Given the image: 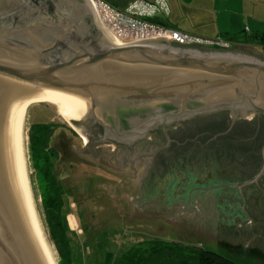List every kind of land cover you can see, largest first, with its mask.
<instances>
[{
    "label": "water",
    "instance_id": "1",
    "mask_svg": "<svg viewBox=\"0 0 264 264\" xmlns=\"http://www.w3.org/2000/svg\"><path fill=\"white\" fill-rule=\"evenodd\" d=\"M92 28L97 42L88 37ZM99 31L87 0H0V102L7 93L37 92L85 140L77 123L91 118L106 126L125 107L158 111L157 123L222 110L264 116V60L259 56L172 40L119 45L108 31L101 30L105 36ZM166 107L171 111H159ZM263 174L264 146L263 166L253 181L211 188L235 185L244 211L241 187L257 183ZM0 264H49L1 142Z\"/></svg>",
    "mask_w": 264,
    "mask_h": 264
},
{
    "label": "rangeland",
    "instance_id": "2",
    "mask_svg": "<svg viewBox=\"0 0 264 264\" xmlns=\"http://www.w3.org/2000/svg\"><path fill=\"white\" fill-rule=\"evenodd\" d=\"M236 50L255 52L264 60L263 50ZM38 124L50 125L52 129L48 149L57 153L53 172L65 193L73 264H105L107 252L117 256L143 240L196 246L238 264H264V193L260 198L256 191V198L248 197V202L243 195L246 215L238 207L243 205L239 188L233 184L211 188L241 182L242 170L238 164H221L206 155H180L179 151L201 137L190 135L188 129L184 132L189 124L178 133L181 144L173 148L175 154L164 155L178 157L167 168L153 172L151 156L162 145L148 141L147 155L142 160L133 156L127 161L124 153L116 156L117 151L111 152L115 146L105 141L94 144L99 153L88 151L89 139L70 126L58 109L51 103H34L24 120L25 157L39 219L57 264L60 259L45 223L30 147L31 127ZM126 177H133L132 181H126ZM247 191L252 196L255 190Z\"/></svg>",
    "mask_w": 264,
    "mask_h": 264
},
{
    "label": "trees",
    "instance_id": "3",
    "mask_svg": "<svg viewBox=\"0 0 264 264\" xmlns=\"http://www.w3.org/2000/svg\"><path fill=\"white\" fill-rule=\"evenodd\" d=\"M258 44L264 47V36L259 37ZM242 124L243 127L245 126L244 129L240 128L239 124L228 131L229 120L226 118L220 122L212 121L189 127L194 128L188 129L190 135H204L199 138L200 143L196 146L190 145L179 151V154L193 153L192 156L195 157L206 155L221 164L222 162L238 164L243 174L242 181L252 180L262 165L260 150L264 144V129L258 139L250 140L254 135L255 127L250 123ZM262 127H264L263 123ZM51 134L50 125L38 124L31 127L30 147L33 167L38 177L45 223L59 255L60 264H73L64 211L65 193L53 172V160L57 157V153L48 149ZM216 135H218L217 139L215 138L205 148L202 147V144L209 142ZM173 148L169 152H173ZM175 157L177 156H165L164 160L158 163L160 168H167L169 163L174 162ZM259 185L260 197L261 193H264V177L260 179ZM257 201L260 202L259 198ZM262 204L264 208V202ZM104 262L105 264H238L210 250L163 240L140 241L129 249L121 251L117 256L107 252Z\"/></svg>",
    "mask_w": 264,
    "mask_h": 264
},
{
    "label": "flooded vegetation",
    "instance_id": "4",
    "mask_svg": "<svg viewBox=\"0 0 264 264\" xmlns=\"http://www.w3.org/2000/svg\"><path fill=\"white\" fill-rule=\"evenodd\" d=\"M91 34L88 35L90 39L97 42V38L95 36L94 29H91ZM163 44H171L168 42H162ZM241 48L240 44H235L232 46L228 52L234 53L238 55L236 49ZM206 50V49H204ZM216 50V49H214ZM248 54L253 55L255 59H259L256 54L249 53ZM251 57V56H250ZM126 110H121L120 108L117 109V115L116 117L109 118L108 122L105 125H102L99 122L94 121L91 118H88L86 120L81 121L78 124V127L82 130V132L88 137L89 141L87 143L88 151H93L95 153H99V147L96 146V149L94 148V144L97 142H108L113 144L115 149H112L111 152L115 153L118 152V155L120 153H124L125 160H130L133 156L137 159L142 160L144 156L147 154V146L149 145L148 141H152L153 145L160 146L159 149L155 151V153L151 156V163H150V170L153 172H156L160 169L161 166H159V162L164 160L165 158V152H169L170 149H172L175 146H178L181 144V136H179L178 133H181L183 131L182 128L186 126V123L189 124V127H195L197 124H203V123H209L212 121L220 122L224 119L229 120L228 125V131H231L235 125L240 124V128L244 129L242 123L252 124L255 127L254 135H252V139L255 140L258 139V137L261 135L260 132H262V123L264 124V116L260 112L250 111V110H240V113H234L231 110H222L210 114L205 115H198V116H191L184 119H181L179 121H174L172 123H166L165 121H160L159 123L155 122V119H157V114L154 111H151L144 106V107H125ZM165 110V111H164ZM159 111L167 112L171 111L169 107L160 109ZM150 113V114H149ZM187 120V121H186ZM200 120V121H198ZM198 121V122H197ZM178 128V129H177ZM187 129H194V128H186L184 132L187 131ZM189 132V131H187ZM190 134V133H189ZM204 135V134H203ZM201 135V136H203ZM179 136V137H178ZM199 137V135H198ZM218 135H216L213 139H211L209 142L202 144V147L205 148L211 141H214L215 138L217 139ZM155 143V144H154ZM200 141H196L194 143V146H196ZM264 146V144H263ZM263 146L261 148V156H262V165L260 168V171L263 166ZM166 148V149H164ZM164 149V150H163ZM114 155V154H113ZM115 157V156H114ZM139 160V161H140ZM100 165V164H99ZM131 168H133L131 166ZM137 168V167H136ZM137 171V170H136ZM139 171V169H138ZM260 171L254 176V178L260 173ZM122 173V172H120ZM264 177V174L260 177V179ZM133 177H126V181L131 182ZM248 180V181H253ZM260 179L257 183H253L252 185H248L247 188H250L252 190H255L253 193L250 194L252 196H249V194H244L245 198L252 197L253 199L256 198L254 196L257 194L256 190L260 183ZM257 187V188H256ZM246 188V186L244 187ZM244 188L242 190H244Z\"/></svg>",
    "mask_w": 264,
    "mask_h": 264
},
{
    "label": "crops",
    "instance_id": "5",
    "mask_svg": "<svg viewBox=\"0 0 264 264\" xmlns=\"http://www.w3.org/2000/svg\"><path fill=\"white\" fill-rule=\"evenodd\" d=\"M103 1L117 9L125 10L139 0ZM142 1L151 4L156 0ZM163 1L169 7V14L157 12L152 19L165 26L206 39L221 38L234 41L240 44L241 48L250 47L252 50L264 51V47L258 44L259 37L264 36V0ZM87 2L91 6L93 19L98 28L107 32L99 22L90 1ZM248 185L247 183L243 187ZM247 190H242L243 195L247 194ZM257 190L259 192L258 188Z\"/></svg>",
    "mask_w": 264,
    "mask_h": 264
},
{
    "label": "built area",
    "instance_id": "6",
    "mask_svg": "<svg viewBox=\"0 0 264 264\" xmlns=\"http://www.w3.org/2000/svg\"><path fill=\"white\" fill-rule=\"evenodd\" d=\"M89 1L99 22L119 45L172 40L185 47L230 49L236 44L221 38L206 39L185 33L153 20L157 12L169 14V7L163 0L151 4L139 0L125 10L117 9L103 0Z\"/></svg>",
    "mask_w": 264,
    "mask_h": 264
},
{
    "label": "bare ground",
    "instance_id": "7",
    "mask_svg": "<svg viewBox=\"0 0 264 264\" xmlns=\"http://www.w3.org/2000/svg\"><path fill=\"white\" fill-rule=\"evenodd\" d=\"M109 40L113 42L111 37ZM45 102L50 103L37 92H11L5 94L0 102V142L13 179L34 217L48 262L49 264H57L45 237L34 201L27 170L23 136L24 120L28 108L34 103ZM58 112L66 120L59 110Z\"/></svg>",
    "mask_w": 264,
    "mask_h": 264
}]
</instances>
